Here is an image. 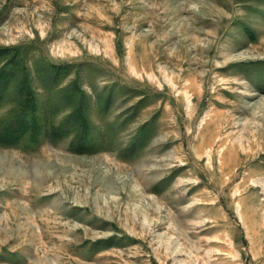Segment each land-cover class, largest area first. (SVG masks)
<instances>
[{
	"label": "rangeland",
	"instance_id": "374dc122",
	"mask_svg": "<svg viewBox=\"0 0 264 264\" xmlns=\"http://www.w3.org/2000/svg\"><path fill=\"white\" fill-rule=\"evenodd\" d=\"M0 264H264V0H0Z\"/></svg>",
	"mask_w": 264,
	"mask_h": 264
}]
</instances>
